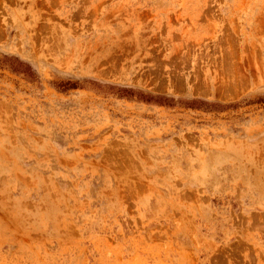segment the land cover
<instances>
[{"label": "rangeland", "instance_id": "rangeland-1", "mask_svg": "<svg viewBox=\"0 0 264 264\" xmlns=\"http://www.w3.org/2000/svg\"><path fill=\"white\" fill-rule=\"evenodd\" d=\"M0 264H264V0H0Z\"/></svg>", "mask_w": 264, "mask_h": 264}]
</instances>
